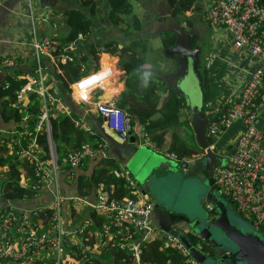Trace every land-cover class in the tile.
Returning a JSON list of instances; mask_svg holds the SVG:
<instances>
[{
    "label": "built area",
    "instance_id": "obj_1",
    "mask_svg": "<svg viewBox=\"0 0 264 264\" xmlns=\"http://www.w3.org/2000/svg\"><path fill=\"white\" fill-rule=\"evenodd\" d=\"M27 2L32 12L34 2ZM40 15L41 20L49 21L46 13ZM40 15H31L29 45L35 66L32 74L28 75L29 80L15 90L13 106L19 110L21 119L9 135L10 142L6 143L18 151L19 159L28 162L31 171L27 167L21 168L19 184L26 187L31 195L23 199H7L3 184L0 196L7 203L0 209V264H78L76 246L84 257L88 253L99 254L104 248H118L127 254L123 262L151 264L142 260V254L145 244L157 237L163 239L164 247L171 246L189 255L178 236L164 232L154 224L152 213L155 202L143 192L138 180L125 165L112 169L114 178L124 180L128 191L121 197L112 195L116 183H112L110 188L104 182L95 185V201L63 191L62 183L71 182L76 176L75 171L87 164L89 157L102 151L103 145L83 142L68 148L65 158H57L53 154L50 119L55 113L71 116L75 127L89 136L96 137V134L85 118L73 116L66 99L52 88L50 83L55 79L45 65L46 59L56 65L59 60L71 59L70 54L77 58L82 55L75 51L73 44L59 49L56 36L39 38L34 21ZM205 18L211 24L228 28L233 34L234 49L245 50L256 59L248 79L237 86L234 95L224 98L216 106L207 103L205 115L209 118L207 134L213 141L214 150L216 137L234 123L242 124L232 154L225 162V154L217 155L220 162L214 167V179L236 212L259 228L264 224V126H258L259 117L264 112V6L262 0H215L205 12ZM2 42L0 38V72L15 64V56L2 51ZM216 58L217 54L210 52L204 60L205 68L210 69ZM85 69L86 65L82 62L81 70ZM90 74L88 72L72 83L70 92L73 93V86L82 83ZM8 85L7 79L3 86ZM95 92L92 90L81 95L79 102L82 105L93 103L92 107L104 118L107 127L127 140L137 129L131 123L130 114L114 100L93 102L91 97ZM32 94L38 96L41 104L34 124L30 123L28 110L32 105ZM43 133L48 135L50 158H42L38 139ZM143 134L148 143L156 148L146 133ZM0 141L1 144L7 141L2 131ZM165 155L177 160L175 153L165 152ZM5 169L6 166L0 167L1 171ZM5 178L9 177L2 171L0 180ZM48 192L52 198L40 204L26 206L19 203L34 201ZM78 206L83 207L85 214ZM93 212L102 217L99 224H96ZM190 261L197 264L192 257Z\"/></svg>",
    "mask_w": 264,
    "mask_h": 264
},
{
    "label": "crops",
    "instance_id": "obj_2",
    "mask_svg": "<svg viewBox=\"0 0 264 264\" xmlns=\"http://www.w3.org/2000/svg\"><path fill=\"white\" fill-rule=\"evenodd\" d=\"M24 2H26L27 5L24 4ZM129 2L132 5V12L123 15L122 20L117 23L109 16L110 6L108 0H96L94 13H91L92 5L84 4L82 0H37L33 4L32 12L29 9L27 0H0V38L3 40L1 49L9 55L13 54L15 56V64L7 69V75L3 82H7L9 76L21 78L31 75L33 72V68L35 66L34 56L32 48L29 45L31 33L29 31V39H24L25 33L23 31V29H26V27L28 28L27 25L32 28L31 15H36V17H38L40 14L46 13L50 18L48 22H45L41 20L40 15V18H36L34 21L37 35L41 39L53 36H56L57 38L64 37L69 32V27L66 24V17L73 9L77 8L81 10L87 16H89L91 20L92 25L90 32L80 33L77 40L73 43L75 51L86 58V69L88 72H91V74L82 83L75 84L73 86V93L70 91L67 93L68 96L66 101L67 105L71 109L73 107L77 112H79V109L85 111L86 117L84 118L94 129L96 137H91L87 132L78 129L82 131V134L73 133L74 135L71 136L69 142L61 143L62 152L57 155V158H65L68 148H71L73 145H77V142H88L91 143V145H94L95 142H99L103 145V149L94 156L89 157L88 163L75 171L76 176L71 182L62 183L63 191L71 195L79 194V178L91 177L101 162L108 157L115 159L117 162L116 165H122L119 161L120 158L125 160L128 154L131 156L130 158H136L137 154L142 151L143 153L146 152V154L151 157H156L157 155L162 154L160 155L163 158L162 160H169L174 164L180 162H176L175 159L165 155V152H169L165 149H159L157 147L153 148L152 145L149 146L148 141H146V144L141 143L144 138V132L142 131L143 127L140 128L141 124L139 123V117L137 114L129 113V109L125 107V105L124 107L121 106L122 94L124 91L129 89V74H126L125 71H121L126 67L125 62L129 60L128 56L126 55L125 57H121L120 53L112 55L111 53L106 52V44L116 43L119 49H121L123 46H127L130 48L135 47L137 50L145 45L147 47V52L144 55L146 60L147 54L150 50H155V46H157L156 49L162 48V50H165L167 58H165L162 63H157L154 60H150L149 62L153 66L152 70L155 69L153 72L150 70V73L155 75L153 77V81L157 83L158 80L156 79L159 78V80L163 81L168 88H171L169 83H171L173 74H175L178 68V63L176 60L178 59L179 54L170 53L168 48L164 47L162 36L166 32H170L175 35L169 28L172 26H177V24L183 30L191 34L192 46L194 48H200L199 56L202 62L209 54V51H211L217 54V58L212 67L215 66L219 60H221L224 65H236L237 70H239L240 73L237 75L234 84H243L244 81L248 79L249 73L256 63V59L251 57L247 51H237L234 49L233 34L228 28L211 24L205 18V12L213 6L215 0H201V2H198L197 0L193 7L187 11L184 16L173 15V8L169 4V0H129ZM262 3L264 6V0H262ZM26 6V10L22 9ZM36 12H38V14H36ZM28 13L30 14L28 15ZM136 19L140 21V28L135 27L134 21ZM205 44L208 46L207 49H205ZM93 50L96 52L93 53ZM230 51L238 54V57L236 58L239 59L238 61L233 62L232 59L229 58ZM109 61L114 63L116 72H114L113 68L110 67L111 65H109ZM157 69L163 71V75H158L156 71ZM210 69H208V73L210 77L211 89V86L214 85V83L220 85L221 77L217 75L216 71L211 72ZM118 71L121 72L117 74ZM93 77L96 79L92 80ZM223 80L227 83L228 75L226 78H223ZM85 81L90 82L84 84ZM50 84L55 91L58 90L59 93H63L62 89L57 86L56 80L51 81ZM82 84L84 85L83 87L81 86ZM2 88H4L3 84L2 87H0V131L3 132L4 138L7 141H5L4 144H1L0 141V144L11 150L12 148L6 143L10 142L9 135L15 128H17L18 124L13 119L7 120V115L9 112L7 113V110H4V102L7 100V96L1 95ZM92 90H96L93 102L95 100H114L118 106L124 108L130 114L131 121H134L133 126H135L137 129L133 130L134 132L132 135L136 137V143L134 142L131 144L129 142V144L125 147L126 150L112 149L108 146V143L104 137L108 128L104 118L95 110L94 107H92L93 103L82 105V103L79 102L81 95L88 94ZM223 99L224 98L221 99L216 96H210V103L213 105H219ZM185 114L189 118L186 105ZM144 139L147 140L146 137ZM133 148L137 149L134 151L132 150ZM214 148L216 152V143H214ZM136 164L140 166L145 163L138 162ZM160 172L162 171L157 170L155 172L153 179L156 177L157 178L152 181L153 191L161 195V197L165 199L164 201L166 204H171L173 207L171 205L170 206L174 209L175 213L184 214L194 221L196 214L190 217V213H188L189 211L175 207L176 201L171 203L172 201L167 196L168 194L165 189L162 190V188L165 187L164 183L168 178H171V180L175 179V181H177V178L180 177V175L173 173V171H166L162 175L157 176ZM156 182L160 183L156 184ZM147 190L148 191L145 192V194H147L153 200L150 195L151 190L148 188ZM51 198L52 195L48 192L43 196L38 197L34 201H29L26 203L19 201V203L20 205L24 204L26 206H32L38 203L40 204ZM86 198H88L89 201H95V193L93 192L92 195L86 196ZM6 203L7 202L5 201L4 197L0 196V209L4 207ZM78 209H83V207L78 206ZM82 211L83 214H85L84 209ZM152 216L154 224L159 226V228L162 229L160 222H163L164 224L162 218H164L165 222L169 225L167 222V217H164L162 213L153 211ZM171 227L174 231H176V233H172L167 229L166 231L176 236H178L177 233H184L190 236L189 234L192 230L190 225L181 223L180 221H176ZM187 229H189V231H186ZM163 231L166 232L165 230Z\"/></svg>",
    "mask_w": 264,
    "mask_h": 264
},
{
    "label": "trees",
    "instance_id": "obj_3",
    "mask_svg": "<svg viewBox=\"0 0 264 264\" xmlns=\"http://www.w3.org/2000/svg\"><path fill=\"white\" fill-rule=\"evenodd\" d=\"M196 1L169 0V4L173 8V15L184 16ZM82 2L84 4H91V13L95 12L96 0H82ZM108 3L110 6L109 16L117 23L122 20L123 15L132 12V5L129 0H108ZM134 23L135 27L140 28L139 20L136 19ZM66 24L69 27V32L64 37L57 38L60 43L59 49L72 45L78 38L79 33L90 32L92 25L89 16L77 8L73 9L66 17ZM162 41L165 48H170L175 43V35L166 32L162 36ZM134 48L123 46L119 49L116 43L105 45L106 52L112 55L120 53L121 57L127 55L129 59L125 62L126 67L121 70L129 74V89L122 94L121 106L124 107L125 105L129 109V113L137 114L139 123L141 124L140 128L143 127L142 131L155 143V146L159 149L162 148L175 153L178 161H183L186 158H191L192 155L200 154L202 149L197 144L194 131L192 133L190 130L192 129L190 119L185 114L184 96L179 95L174 89L168 88L163 81H161L160 85L154 82L153 77L155 75L150 73L153 66L144 57L147 47L144 45L139 50ZM95 52L93 50V53ZM70 56L71 59L59 60L55 65L57 73L60 75V81L57 82V86L62 89L63 93L60 92V94L65 99H67V93L70 91V85L88 74L87 69L81 70V63H85L86 58L83 56L77 58L73 54H70ZM109 65L116 72L114 63L109 61ZM121 71H118L117 74ZM145 72L148 73L146 85L143 82ZM202 73L206 92V105L210 99V77L208 69L205 67L202 69ZM28 80L29 76L21 78L9 76L8 87L2 88L1 95L7 96V100L4 102V110H7V113L9 112L7 120L13 119L17 123L20 121L21 114L13 106L16 100L15 90ZM93 98L94 95L91 99ZM31 101L32 105L29 106L28 110L30 113V123L34 124L33 120L36 118L41 104L36 94L31 95ZM73 116L77 115L73 113ZM50 122L57 155H59L62 152L61 143L69 142L71 136L74 135L73 133L82 134V131L75 127L72 117L66 114L55 113L51 117ZM131 123L134 125V121H131ZM32 124L31 126H33ZM187 128H189V131ZM38 142L41 146L42 158H50L47 133L40 134ZM212 142V139L209 138V143L212 144ZM80 144L77 142L76 146ZM19 158L18 151L10 150L0 144V167L6 166V169L2 171L9 177V180L4 184L5 197L7 199L17 200L31 195V192L26 187L19 184L21 168L27 167L31 171L28 162L22 161ZM116 163L115 159L108 157L101 162L91 177H80L79 194L83 196L92 195L95 185L99 182H104L109 188L112 183H116L117 186L114 188L112 194L115 197L127 194L128 191L124 186V180L114 178L112 174V169L118 166ZM2 171L0 170V173ZM92 216L96 224H99L102 217L94 212ZM189 235L194 242L197 241L198 238L195 234L190 233ZM163 243V239L159 237L147 242L143 250L142 260L151 264H192L190 255H184L171 246L164 247ZM75 250H77L75 254L78 264H130L129 261H122L124 257H127V254L118 248H104L99 254L88 253L87 257L81 254L77 246Z\"/></svg>",
    "mask_w": 264,
    "mask_h": 264
},
{
    "label": "water",
    "instance_id": "obj_4",
    "mask_svg": "<svg viewBox=\"0 0 264 264\" xmlns=\"http://www.w3.org/2000/svg\"><path fill=\"white\" fill-rule=\"evenodd\" d=\"M198 2H201V0H198ZM169 29L176 35V39L173 46L168 48V51L179 54L176 60L178 68L173 74L169 85L185 98L186 109L190 115V124L202 152L193 155L195 159L190 158V160L180 162L175 160L178 162L175 164L169 160H162L163 158L160 155L151 157L142 151L138 154L136 153V158H130L131 156L128 154L125 160L120 158L119 161L129 170H132L133 173H131L142 186L144 193L148 191L147 188L151 190L150 195L155 202L154 212L162 213L164 217H167V222L169 223L168 225L165 219L162 218L164 224L163 222H160V224L163 230L166 231L167 229L172 233H176L171 227L176 221L191 226V233L198 238L196 242L187 234L177 233V235L197 264H264V224L257 228L250 222L248 224L241 223L237 218L238 213L235 211L232 202L221 193L219 186L216 184L213 172L206 173L210 170V166L214 163H219L220 159L209 143L207 134L209 118L205 115L206 92L200 67L202 65L199 56L200 48L192 46L191 34L183 30L178 24ZM45 65L55 80L59 82L60 75L57 73L55 65L49 59L45 60ZM6 75V71L0 72V87H2ZM72 109L77 116L86 117L84 110L79 109V112H77L73 107ZM104 137L108 146L117 150H126L125 147L129 142L131 144L136 143L134 135L131 134L126 141L110 128H107ZM143 137L145 138V134H143ZM144 138L141 141L142 144H146L147 140ZM50 140L53 154L57 155L52 132L50 133ZM149 146L151 145L149 144ZM134 148L132 150L135 151L137 148ZM233 149L234 147L232 146L223 162L232 154ZM138 162H144L145 164L138 166L136 164ZM157 170L162 171L157 176L162 175L166 171H173V173L179 174L180 177H196L204 183V201L206 205L199 213L194 212L196 214L194 221L184 214L175 213L173 206L166 204L165 199L153 191L152 181L157 178L153 179ZM8 180L9 178L0 180V194L2 193L3 184ZM188 211L190 217H192L194 214H191L190 209Z\"/></svg>",
    "mask_w": 264,
    "mask_h": 264
},
{
    "label": "rangeland",
    "instance_id": "obj_5",
    "mask_svg": "<svg viewBox=\"0 0 264 264\" xmlns=\"http://www.w3.org/2000/svg\"><path fill=\"white\" fill-rule=\"evenodd\" d=\"M36 1L37 0H33L34 3ZM24 4H26V2H24ZM22 9L26 10L27 6L25 8H22ZM29 14L30 13H28V15ZM36 14H38V12H36ZM27 26H28V28L26 27V29H23V31L25 33L24 39H29L30 33H32V28L29 25H27ZM29 31H30V33H29ZM152 46H153V44H152ZM156 47L157 46H155V50H152V51L150 50L149 53L147 54V56H146L147 62H149L150 60H154L157 63H162L165 60V58H167L165 50H162V48L156 49ZM207 48H208V46H207V44H205V49H207ZM210 52L211 51H209V53ZM237 57H238L237 53H233L230 51L229 58L232 59L233 62H236L239 60V59H236ZM166 67H167V65H166ZM204 67H205V65H204V61H203L202 62V69H204ZM154 70H152L151 72H153ZM156 71H157L158 75H161V74L163 75V73H164L163 71H161L159 69H157ZM210 71L211 72L216 71L217 75L219 77H221L220 78V81H221L220 85L214 83V85L211 86L210 96H216V97H219L221 99L233 96L234 90L237 88V85H238V84H234V83H235L237 75H239V73H240L239 70H237L236 65H231V64H225L224 65L223 62L221 60H219L216 63V65L210 69ZM227 75H228V82L226 83L223 80V78H226ZM156 80H158L157 83L160 85L161 81L159 80V78H157ZM208 104H210V106H216V105H213L210 103V99H209ZM258 126L259 127L264 126V112L259 117ZM241 127H242L241 122L234 123L231 126V128L226 130V132H224L221 136L216 137L214 139V142L216 143V147H217L216 152H215L216 155L223 156L225 154V151L227 150V148L230 145L233 146L236 143V140L239 136V132L241 130ZM187 129L189 131V128H187ZM190 130L193 133V130L192 129H190ZM160 155H162V154H160ZM192 157H193V155H192ZM131 172H132V170H131ZM157 183H160V182H156V184ZM164 185H165V187H163L162 190L165 189V191L168 194L167 196L169 197V199H171V201H176L175 207H177V208H182V209H185L187 211L190 209L191 214H194V212L199 213V211L204 207V205H206V202L204 201V194H205L204 186L205 185L203 182H201L197 178L178 177L177 181H175V179L171 180V178H168L167 181H165ZM237 218L243 224L249 223L241 215H237Z\"/></svg>",
    "mask_w": 264,
    "mask_h": 264
},
{
    "label": "flooded vegetation",
    "instance_id": "obj_6",
    "mask_svg": "<svg viewBox=\"0 0 264 264\" xmlns=\"http://www.w3.org/2000/svg\"><path fill=\"white\" fill-rule=\"evenodd\" d=\"M174 59V58H173ZM201 69H202V65L200 66ZM232 147V145H230L227 150L225 151V155H227V152L230 150V148ZM192 159H195V158H192ZM218 159V158H217ZM216 163H214L213 165L210 166V170L207 171L206 173H210V172H213V177H214V167H215ZM196 178V177H195ZM198 179V178H197ZM208 179V178H207ZM236 211V210H235ZM239 215V214H237ZM249 222V221H248ZM251 223V222H250Z\"/></svg>",
    "mask_w": 264,
    "mask_h": 264
},
{
    "label": "clouds",
    "instance_id": "obj_7",
    "mask_svg": "<svg viewBox=\"0 0 264 264\" xmlns=\"http://www.w3.org/2000/svg\"><path fill=\"white\" fill-rule=\"evenodd\" d=\"M147 78H148V73L145 72V73H144V81H143L145 85H146L147 82H148V79H147ZM189 117H190V115H189ZM208 139H209V138H208ZM186 159H187V160H190V158H186ZM184 160H185V159H184Z\"/></svg>",
    "mask_w": 264,
    "mask_h": 264
},
{
    "label": "snow or ice",
    "instance_id": "obj_8",
    "mask_svg": "<svg viewBox=\"0 0 264 264\" xmlns=\"http://www.w3.org/2000/svg\"><path fill=\"white\" fill-rule=\"evenodd\" d=\"M95 79H96L95 77L92 78V80H95ZM89 82H90V81H85L84 84H87V83H89ZM81 86L83 87L84 85L82 84Z\"/></svg>",
    "mask_w": 264,
    "mask_h": 264
}]
</instances>
